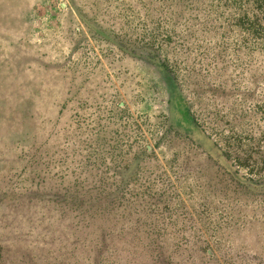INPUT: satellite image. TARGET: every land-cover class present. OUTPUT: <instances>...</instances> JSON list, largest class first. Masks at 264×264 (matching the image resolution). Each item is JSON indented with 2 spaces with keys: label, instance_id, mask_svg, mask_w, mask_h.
<instances>
[{
  "label": "rangeland",
  "instance_id": "374dc122",
  "mask_svg": "<svg viewBox=\"0 0 264 264\" xmlns=\"http://www.w3.org/2000/svg\"><path fill=\"white\" fill-rule=\"evenodd\" d=\"M250 9L0 0V264H264Z\"/></svg>",
  "mask_w": 264,
  "mask_h": 264
},
{
  "label": "trees",
  "instance_id": "16d2710c",
  "mask_svg": "<svg viewBox=\"0 0 264 264\" xmlns=\"http://www.w3.org/2000/svg\"><path fill=\"white\" fill-rule=\"evenodd\" d=\"M246 1L251 9L242 13V43H244L245 46L253 42L261 41L264 43V0ZM166 60L168 61V59ZM185 103L182 101V98L176 96V100L174 98L170 103V111L173 112L174 116L179 118L181 125L187 126L190 130L199 135L201 130L195 129L196 126L200 127L197 124V119L193 113L186 109ZM257 104L258 108L256 112L263 116L261 111L264 112V101Z\"/></svg>",
  "mask_w": 264,
  "mask_h": 264
}]
</instances>
